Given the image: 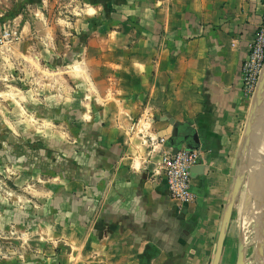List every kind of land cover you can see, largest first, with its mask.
Wrapping results in <instances>:
<instances>
[{"label": "crops", "instance_id": "0c3cea01", "mask_svg": "<svg viewBox=\"0 0 264 264\" xmlns=\"http://www.w3.org/2000/svg\"><path fill=\"white\" fill-rule=\"evenodd\" d=\"M94 2L105 18L97 11L84 18L92 22L84 36L90 44L75 56L90 58L87 72L108 78L89 87L80 127L64 144L67 169L53 182L58 205L39 225L53 234L51 251L23 264H213L219 248L224 264L250 112L240 66L264 0ZM169 119L199 137L203 170L192 173L196 199L184 208L156 173L161 152L177 148L168 142ZM160 136L162 145L154 141Z\"/></svg>", "mask_w": 264, "mask_h": 264}, {"label": "rangeland", "instance_id": "374dc122", "mask_svg": "<svg viewBox=\"0 0 264 264\" xmlns=\"http://www.w3.org/2000/svg\"><path fill=\"white\" fill-rule=\"evenodd\" d=\"M97 7L94 0H0V25L9 21L19 31L17 39L0 48V261L23 264L51 251L53 234L39 225L51 220L58 205L59 190L53 182L67 169L69 149L64 144L70 145L80 127L77 112L83 102H90L89 87L108 78L105 71L87 72L90 58L75 56L90 44L84 36L90 34L92 22L84 18L96 11L100 21L105 18L104 9ZM259 82L256 92L245 96L250 112L242 126L239 160L255 138L260 148L253 161L256 169L264 160V110L257 136H250L264 72ZM250 178L249 172L243 175L234 203L228 226L233 244L224 264H237L238 259L241 264H264L251 205L249 220L243 213Z\"/></svg>", "mask_w": 264, "mask_h": 264}, {"label": "built area", "instance_id": "2783aa9c", "mask_svg": "<svg viewBox=\"0 0 264 264\" xmlns=\"http://www.w3.org/2000/svg\"><path fill=\"white\" fill-rule=\"evenodd\" d=\"M19 36L15 24L9 21L0 25V48ZM264 67V4L260 13V21L249 42L247 54L240 66L241 89L244 96H252L256 90ZM140 122V121H139ZM138 122V123H139ZM137 132L146 141L145 127L137 124ZM150 138V137H149ZM154 141L162 145L165 137H156ZM199 159L197 149L186 147L171 151H162L156 173L163 175L167 193L179 208H184L195 201L196 195L191 188L190 169Z\"/></svg>", "mask_w": 264, "mask_h": 264}, {"label": "bare ground", "instance_id": "6f19581e", "mask_svg": "<svg viewBox=\"0 0 264 264\" xmlns=\"http://www.w3.org/2000/svg\"><path fill=\"white\" fill-rule=\"evenodd\" d=\"M260 99H259V101H260L259 105L256 108L257 110L255 111V113L253 115V119H252L253 124L251 127V134L252 135L250 137H252V136L256 137L257 136L255 134H257V132H259V129H260L259 126L261 125V122H262L261 114H262V111L264 110V83L262 86V93H261ZM258 138H260V137H258ZM258 148H259V143L255 140V138H253L247 152L243 155V158L241 161V166H240L239 177H238V180L236 182V185L234 186V192H233L234 194L232 193L233 194L232 199L235 198V194L237 193L239 185L242 182L243 175L245 173L249 172L251 174V178H250L249 182H247V188H246L247 193L245 195V200H244L245 206L243 205L244 206L243 207L244 208L243 213H244V216L249 220L248 214H250V205H251L252 210L254 211L255 220L258 222L259 228H260L258 233H256V234H259V236H260V240H258V241H260V242H258V243H260L259 249L264 251V160H263V162H260L261 163L260 166L256 165L258 167L257 169L254 165L256 162L253 163L254 158H256L255 152ZM259 152H258V154L261 153V152L260 153ZM260 156H261V154H260ZM263 156H261V157H263ZM255 161H257V160L255 159Z\"/></svg>", "mask_w": 264, "mask_h": 264}, {"label": "water", "instance_id": "95a60500", "mask_svg": "<svg viewBox=\"0 0 264 264\" xmlns=\"http://www.w3.org/2000/svg\"><path fill=\"white\" fill-rule=\"evenodd\" d=\"M263 72H264V67H263L261 76H262ZM261 76H260V78H261ZM259 81H260V79H259ZM259 81H258L256 90L259 87V83H260ZM256 90H255V92H256ZM169 123L172 125V129H171L170 133L168 134V142L170 143V145L172 147L177 146V148H180L178 146H180L182 144H186L187 145L186 148L194 149L195 147L198 146L199 137H198L197 133L193 129H191L189 131L181 130L178 126H175L173 124L174 122L171 119H169ZM188 143L189 144L191 143V144L189 145ZM199 162H200V160L196 159V162H195L194 166H192L191 169H190V176L192 175L193 172H195L196 167H198V165L203 170V168L200 166ZM239 164H240V161H239ZM236 174H237V172H236ZM241 185H242V183H241ZM241 185L239 187V190H238L237 194H239V192H240ZM228 221H229V216H228L226 222L222 226V231H221V234H220V246H221L222 241H223L224 236H225V231H226V228L228 226ZM219 254H220V248L217 251V255L215 256V258L213 260V264H218ZM237 264H241L240 259H238V263Z\"/></svg>", "mask_w": 264, "mask_h": 264}, {"label": "trees", "instance_id": "16d2710c", "mask_svg": "<svg viewBox=\"0 0 264 264\" xmlns=\"http://www.w3.org/2000/svg\"><path fill=\"white\" fill-rule=\"evenodd\" d=\"M145 256L147 257L146 261H144L145 263H148V260L152 257V255H149V253H143L140 257L141 258H145Z\"/></svg>", "mask_w": 264, "mask_h": 264}]
</instances>
